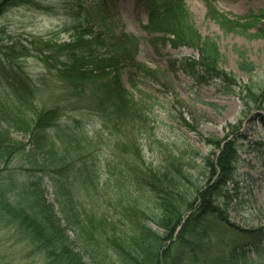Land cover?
<instances>
[{"label":"trees","instance_id":"obj_1","mask_svg":"<svg viewBox=\"0 0 264 264\" xmlns=\"http://www.w3.org/2000/svg\"><path fill=\"white\" fill-rule=\"evenodd\" d=\"M74 1L82 14L68 40L38 46L26 41L34 50L44 48L48 52L39 60L46 72L55 73L62 86L55 91L59 100L51 107L42 106L35 92L18 91L28 84L23 69L11 59L19 49L9 47L11 58L9 54L0 56L4 60L0 64V166L7 172L17 160L21 163L17 170L25 174L15 201L0 192V216L16 225L44 264H264L260 258L247 256V248L258 250L264 244V227L239 228L228 217V210L239 199L232 183L238 146L227 137L207 140L212 149L208 157L175 143L159 142L156 166L145 163L138 143L131 141L135 161L127 162L126 174L121 171L117 176L116 169L110 171L114 183L102 189L98 204L92 203L90 208L62 182L68 180L65 177L74 164L63 139L72 136L76 142L88 140L82 129L65 133L58 128L70 101L91 104L103 126L110 125L116 134L123 129L134 134L133 140L140 131L150 132L152 137L158 122L155 104L137 100L133 92L140 93L148 84L164 88L170 82L164 71L137 62L138 38L114 34V17H107L108 0ZM28 2L2 0L0 9ZM205 7L206 17L224 33L248 39L264 34V10L230 18L219 13L209 0ZM145 8L147 26L160 33L161 43L174 50L188 47L197 53L196 59L176 61V72L198 87L214 81L235 86L229 81L234 77L219 68L217 46L196 31L182 1L149 2ZM253 29L259 30L249 33ZM237 69L251 76L257 68L240 55ZM123 76L132 93L122 86ZM245 96L254 104L259 102L258 96L248 91ZM165 113L170 120V113ZM179 122L195 132L191 121ZM55 129L62 138L53 137ZM232 130L230 134H235L236 128ZM115 146L128 154V147L119 142ZM104 163L109 174L112 163L108 159ZM48 182L54 186L51 201L46 198ZM197 183H201L198 188ZM5 184L0 180V185ZM231 235L234 239L228 243L226 238Z\"/></svg>","mask_w":264,"mask_h":264},{"label":"rangeland","instance_id":"obj_2","mask_svg":"<svg viewBox=\"0 0 264 264\" xmlns=\"http://www.w3.org/2000/svg\"><path fill=\"white\" fill-rule=\"evenodd\" d=\"M170 1L172 0H108L110 12L107 17H114V34L138 38L137 62L151 70L164 71L170 80L169 84H164V88L148 84L139 90L140 93L133 92L137 100H149L155 104L158 122L153 136H150V132L140 131L135 133V141L134 134L123 129L116 134L110 125L103 126V121L91 104H86L85 100L70 101L63 111L58 128L68 133L82 129L88 140H84L85 143L76 142L72 136L63 139L68 147V154L74 157V164L72 171L65 177H69L68 180L64 179L62 182L69 186L72 194L85 207L90 208L92 203L98 204L96 199H101L104 192L102 189L114 183L110 178V171L116 169L118 176L119 172L125 173L128 170L127 162L135 161L131 141L138 143L144 162L156 166L159 160V142L175 143L176 147L189 148L202 157H208L212 149L208 147L207 140H222L227 137V141L234 140L238 146L233 183H236L239 199L238 204L232 205L233 208L228 210V217L239 228H263L264 34L257 39H248L238 34L224 33L206 17V0H180L196 31L217 46L221 56L219 68L229 77H234L229 81L235 86L214 81L198 87L182 73L176 72L174 66L176 61L182 59H196L197 53L188 47L174 50L164 45L159 40L160 33L153 26H147L146 5L149 2L159 5ZM209 1L219 13L230 18L257 14L264 10V0ZM75 7L74 0H29L27 4H14L0 9V56L9 54L11 58L9 47L19 49L11 59L23 69L28 84L18 91L35 92L37 101L44 107H51L59 100V94L55 91L62 90V86L55 80V73L46 72L44 64L39 60L40 56L43 58L48 52L44 48L36 51L26 41H33L38 46L41 42L61 43L68 40L73 25L82 14ZM261 25L264 31V19L261 20ZM97 30L94 28V31ZM258 30L253 29L249 33ZM20 55L26 57L18 58ZM240 55L256 66L253 75L245 76L238 71ZM3 62L0 58V64ZM121 82L132 93L126 76L122 77ZM245 91L257 95L259 102H250ZM165 112L170 113L171 119L173 117L177 121L169 120ZM181 119L191 121L195 132H189L180 126ZM232 128H236L235 134H230ZM52 135L56 139L57 136L62 138L58 129L53 130ZM16 140L26 142L21 137H16ZM118 142L122 147H128V154L122 152L121 148L116 149ZM106 159L112 163L109 174L104 167ZM20 164V161L15 160L9 165L7 172L0 166V180L6 183L5 186L0 185V192L9 201H15L25 181V174L17 170ZM200 185L201 183H197L196 188ZM53 187L49 182L45 185L49 201L54 199ZM231 188L232 185L229 186ZM21 235L9 218L0 216V264H44L41 256L32 253L30 244ZM228 238L226 240L231 243L234 236L231 235L229 240ZM247 256L264 261V244L258 250L247 248Z\"/></svg>","mask_w":264,"mask_h":264}]
</instances>
